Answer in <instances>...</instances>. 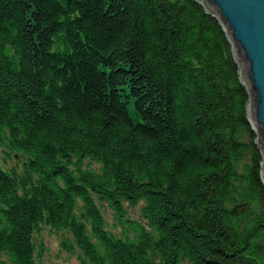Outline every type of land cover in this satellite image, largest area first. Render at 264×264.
Masks as SVG:
<instances>
[{"label": "trees", "instance_id": "1", "mask_svg": "<svg viewBox=\"0 0 264 264\" xmlns=\"http://www.w3.org/2000/svg\"><path fill=\"white\" fill-rule=\"evenodd\" d=\"M248 100L198 0H0V146L22 160L0 162V264H36L43 224L83 264H264Z\"/></svg>", "mask_w": 264, "mask_h": 264}, {"label": "water", "instance_id": "2", "mask_svg": "<svg viewBox=\"0 0 264 264\" xmlns=\"http://www.w3.org/2000/svg\"><path fill=\"white\" fill-rule=\"evenodd\" d=\"M220 20L248 93L247 111L261 151L264 179V0H198Z\"/></svg>", "mask_w": 264, "mask_h": 264}, {"label": "rangeland", "instance_id": "3", "mask_svg": "<svg viewBox=\"0 0 264 264\" xmlns=\"http://www.w3.org/2000/svg\"><path fill=\"white\" fill-rule=\"evenodd\" d=\"M18 157L19 156L13 153L6 152L4 147L0 146V162L4 166L12 167L13 165H16L17 167L21 168L22 160L20 161ZM249 157V153H246L238 161V167L240 171L244 170L246 162L249 161ZM74 158L77 159V156H74ZM84 165L87 168H92L95 170H100L101 168L100 163L90 158H86L84 160ZM96 198L97 203L101 207L107 229L113 232L116 236H123L125 229L127 228V223L120 219L117 211L110 205L108 201H102L99 200L98 197ZM144 203L145 201L142 200L137 205H131L129 202L125 201L124 206L126 208V217H131L146 223V220L142 214V206ZM35 235L38 244L36 264H83V254L78 247L75 246L72 249H67L62 244V241L65 238L73 239L72 233L69 230L57 231L52 229L50 226L43 224L39 230H36ZM41 243L43 245L42 248L40 247ZM3 259H6V257L3 256ZM183 264H189V262L185 260Z\"/></svg>", "mask_w": 264, "mask_h": 264}]
</instances>
